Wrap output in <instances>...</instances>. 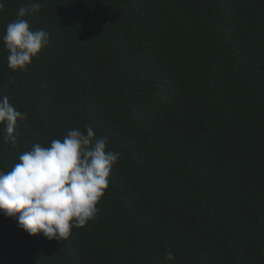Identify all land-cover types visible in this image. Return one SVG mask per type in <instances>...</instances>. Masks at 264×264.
I'll list each match as a JSON object with an SVG mask.
<instances>
[{"label": "trees", "instance_id": "obj_1", "mask_svg": "<svg viewBox=\"0 0 264 264\" xmlns=\"http://www.w3.org/2000/svg\"><path fill=\"white\" fill-rule=\"evenodd\" d=\"M34 2L0 9V96L27 116L15 144L0 124V171L86 126L120 158L67 239L0 214V264H264V0H39L49 43L12 71Z\"/></svg>", "mask_w": 264, "mask_h": 264}, {"label": "clouds", "instance_id": "obj_2", "mask_svg": "<svg viewBox=\"0 0 264 264\" xmlns=\"http://www.w3.org/2000/svg\"><path fill=\"white\" fill-rule=\"evenodd\" d=\"M41 7L39 0L20 7L17 19L6 26L2 41L12 71H25L49 43V33L43 28L32 30L25 19ZM26 118L7 95L0 96V124L6 142L16 143L17 121ZM108 143V137L97 136L91 126L83 131L73 128L63 140L53 139L47 147L34 143L10 171H0V214L15 219L29 236L67 239L72 228L84 227L100 211L97 204L120 158L119 152L108 149ZM166 258L171 261L174 256L168 253Z\"/></svg>", "mask_w": 264, "mask_h": 264}]
</instances>
